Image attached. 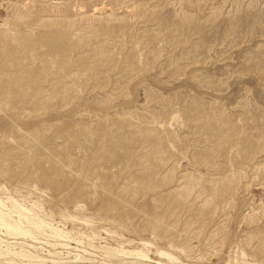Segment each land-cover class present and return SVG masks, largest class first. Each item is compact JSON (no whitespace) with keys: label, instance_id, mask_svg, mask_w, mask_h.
<instances>
[{"label":"rangeland","instance_id":"obj_1","mask_svg":"<svg viewBox=\"0 0 264 264\" xmlns=\"http://www.w3.org/2000/svg\"><path fill=\"white\" fill-rule=\"evenodd\" d=\"M0 200L44 264H264V0H0Z\"/></svg>","mask_w":264,"mask_h":264},{"label":"bare ground","instance_id":"obj_2","mask_svg":"<svg viewBox=\"0 0 264 264\" xmlns=\"http://www.w3.org/2000/svg\"><path fill=\"white\" fill-rule=\"evenodd\" d=\"M0 202H1V200H0ZM1 204H0V231L1 230H4L5 231L4 234L12 235V236H17V237H19V236H22V237L26 236L27 237L28 236L29 238L34 239L36 237L31 233V229H33V230L34 229L35 230H38L39 229V231H40V228L43 225H46V223H48V222L43 223L42 220H40V219H38L36 217L33 218L31 216L26 215L24 213V212H26L25 209H23L24 207L23 208H22V206L19 207V204L18 203H17L18 204V207H17L18 210H16V212H17L16 216H13L12 213L7 208L5 209L3 207V205H1ZM17 204H15V207H16ZM28 214H31V213L29 212ZM14 215H15V213H14ZM53 227H52V225L50 227L48 226L47 227L49 229L48 234H45L44 233L45 231L42 232V234L45 235V236H47V237H53V238H56V239L57 238L58 239L67 238V236H66L67 234L66 233H63L64 231L61 232V230L59 231V230H57V229H55ZM44 229H46V228L44 227L43 230ZM80 236H81V234H80ZM69 239H72V238L70 237ZM64 240H68V239H64ZM75 242H78L79 243V241H77V240ZM29 245H31V244H29ZM51 245H54L55 246L56 244L55 243H51ZM57 245L63 246L65 248L66 247H70V246H67L66 243H62V242H58ZM115 249H117V248H115ZM156 252H157L158 255H161L162 257L164 256V258L166 257L167 259L174 260V257H172L167 252H163V251H160V250H158ZM47 253L49 254V256L50 255L53 256L52 254H54L53 252H50L49 250H47ZM67 253L70 254V260L68 258H67L68 260H63L65 258H56V259L51 258L48 261H50L52 264H64V263L67 264V262L69 264H93V262H94L93 259L88 258L86 256V253L85 252H84L85 254H78V253L73 254V253H70V252H67ZM123 253H127V254L134 255L135 257H134L133 260H135V261H137L138 263H141V264H146V263H144V261L145 260H149L148 257H147V255L144 254V253H141L139 250L138 251L135 250V252L134 251H127V252H123ZM107 256L108 257H112L111 254H108ZM25 259H26V261L28 263L31 262L32 260H35L36 262H39L41 264H44L46 262L43 258L39 257L38 255H32L28 251L23 250L21 248V246H19L18 249L9 246V244L6 242V240H3V239L0 238V260H2V262L0 261V264H2V263H7V264H21L22 261L25 260ZM234 262H236V261H234ZM97 264H103V263H97Z\"/></svg>","mask_w":264,"mask_h":264}]
</instances>
